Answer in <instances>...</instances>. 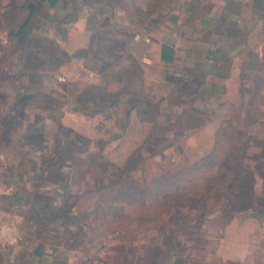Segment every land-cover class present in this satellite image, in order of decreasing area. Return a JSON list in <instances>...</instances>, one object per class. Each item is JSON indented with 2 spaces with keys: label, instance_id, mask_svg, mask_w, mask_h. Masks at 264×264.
<instances>
[{
  "label": "crops",
  "instance_id": "0c3cea01",
  "mask_svg": "<svg viewBox=\"0 0 264 264\" xmlns=\"http://www.w3.org/2000/svg\"><path fill=\"white\" fill-rule=\"evenodd\" d=\"M3 30L0 123L30 141L0 148V213L22 233L0 264H107L69 178L91 151L66 148L74 134L120 140L137 107L158 106L154 88L167 95L161 112L193 110L197 135L224 136L236 159L226 172L240 179V198L197 213V264H264V0H0ZM141 76L146 95L132 98L126 77ZM184 248L170 264H190Z\"/></svg>",
  "mask_w": 264,
  "mask_h": 264
},
{
  "label": "rangeland",
  "instance_id": "374dc122",
  "mask_svg": "<svg viewBox=\"0 0 264 264\" xmlns=\"http://www.w3.org/2000/svg\"><path fill=\"white\" fill-rule=\"evenodd\" d=\"M126 80L124 91L132 98L146 95L143 76ZM150 95L158 106L137 107L136 117L132 114L122 127L120 140L98 145L74 134L66 150L88 147L91 156L85 163L78 159L69 178L76 196L84 195V203L77 206L89 212V227L107 264H141L146 251L162 259L161 264H170L174 247L184 245L186 254L192 249L187 261L197 264V213L221 210L226 198H240V179L226 172V165L236 159L225 155L224 136L209 140L210 125L197 135L193 110L180 115L171 110L167 115L160 104L167 95L161 98L155 88ZM17 126L0 123V134L5 130L13 137L0 138V148L16 143L23 147L30 141L12 134ZM62 142L58 151L65 150ZM63 158L57 157V163Z\"/></svg>",
  "mask_w": 264,
  "mask_h": 264
},
{
  "label": "built area",
  "instance_id": "2783aa9c",
  "mask_svg": "<svg viewBox=\"0 0 264 264\" xmlns=\"http://www.w3.org/2000/svg\"><path fill=\"white\" fill-rule=\"evenodd\" d=\"M136 42H143L146 44L152 43V36L150 34L137 33L134 35ZM11 41V34L6 31H0V43L3 47H7ZM143 60L146 63L151 62L148 53H143ZM88 77L94 78L95 72L88 71ZM63 79V77H59ZM22 233L18 221L13 217H4L0 213V255L7 251L9 248L17 245L21 239Z\"/></svg>",
  "mask_w": 264,
  "mask_h": 264
}]
</instances>
